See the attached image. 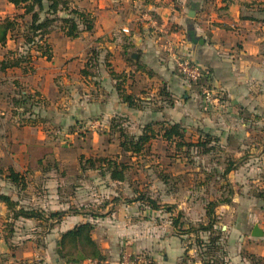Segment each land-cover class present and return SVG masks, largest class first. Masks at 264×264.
I'll return each instance as SVG.
<instances>
[{"label":"rangeland","instance_id":"rangeland-1","mask_svg":"<svg viewBox=\"0 0 264 264\" xmlns=\"http://www.w3.org/2000/svg\"><path fill=\"white\" fill-rule=\"evenodd\" d=\"M95 2L96 0L69 1L72 9L86 12L90 11L88 7ZM2 3L0 0V4ZM90 12L94 15L93 11ZM19 13L20 9L15 14ZM59 15L66 17L68 11H61ZM22 47L26 49L27 46L20 37L16 42L0 48V61L9 50L21 51ZM36 65L40 64L37 62ZM84 75L82 72L72 76V84L69 85L71 90L67 89V85L60 88L58 93L53 89L49 90V82L39 76L34 79L33 75L30 81L17 86L13 81L19 73L11 71L7 75L0 74V169L3 171L0 173L1 194L11 196L21 206L45 209L47 213L64 210L88 213V217L79 215L71 218L69 225L83 221L94 223V234L97 235L101 250L103 247L106 251L107 254L104 255L109 262L119 259L126 251H146L150 254L152 245L160 236L172 233L170 214L165 209L149 212V206L135 200L140 193L155 198L161 205H177L185 213L184 221L188 225L206 223V203L225 198L229 194V186L221 177L225 165L218 162H223L226 154L237 158L249 155L246 163L228 177L230 187L235 192L234 198L238 199L237 204L223 205L217 210L220 217L218 229L226 227L223 229L225 234L221 246L227 253L231 252L237 247L238 241L242 242L250 236V227L256 223L264 226V216L258 214L264 210V201L255 202L251 199L255 198L257 192L264 191L262 108L250 114L231 107L218 96L206 102L200 88L196 89L197 97L189 94L183 99V95L179 93L173 98L174 105L171 106L168 98L161 94L163 85L160 81L140 79L137 84V89L143 91L140 93V101L142 99V105L150 109L143 112L141 119L125 123L129 132L139 134L141 126L152 119L180 122L189 131L197 132L196 129L201 128L220 136L221 145L225 146L223 149L227 153L203 156L193 151L190 157L175 161L177 158L174 157V150L166 152L163 145L155 142L153 152L131 157L119 154L117 134L110 135L107 132L106 126L109 123L100 122L99 118L88 114V82L83 79ZM74 81L76 82L73 83ZM44 91L46 94H42ZM20 92L23 93L22 96L29 97L26 106L31 112L17 106V99L24 100ZM255 113L261 115V121L254 119ZM30 116L37 126L24 125L23 121ZM98 157L117 158L118 161L128 163L130 169L127 179L117 182L108 175H102L100 170L85 169L88 167V158ZM9 167L25 176V187L16 186L7 179ZM162 174L168 175V184L163 183L160 178ZM208 174L211 175L210 181L202 185L204 183L201 182H204ZM244 203L251 207L253 213L258 214L246 219L250 222L249 225L242 217V207H237ZM92 213H97L98 217H92ZM63 221H68V218L65 217ZM112 227H117L113 232L114 247L108 242V231ZM60 233V227L55 226L53 231H48L47 227L35 220H14L6 206L0 202V264H8L13 253L32 259L35 253L41 257L44 252L52 260ZM207 235L202 233L200 238L206 239ZM23 240V245H18ZM126 241L128 244L124 246ZM184 241L185 262L194 264L198 260L201 264H212L205 245L200 248L197 246L196 233L186 235ZM105 243L107 246H103ZM243 250L245 248L241 251ZM201 251L206 255L205 260ZM248 254L250 252L247 250ZM221 256L223 259L219 258V263H227L228 255ZM150 260L152 262L151 256L149 263Z\"/></svg>","mask_w":264,"mask_h":264},{"label":"crops","instance_id":"crops-1","mask_svg":"<svg viewBox=\"0 0 264 264\" xmlns=\"http://www.w3.org/2000/svg\"><path fill=\"white\" fill-rule=\"evenodd\" d=\"M2 1L0 21L6 17L3 14L13 16L18 12V9L7 0ZM119 5L122 7L117 8ZM20 10L22 13L23 9ZM88 10L93 11L96 17L92 31H84L78 38L71 39L59 28H54L48 36L53 52L51 60L33 49L31 53L36 58L33 72L24 73L22 68H13L5 72L0 70V74L7 75L11 71L19 73V76L14 77V85L16 82L21 85L30 81L33 75L34 79H38L39 76L40 79L49 82V90L53 89L60 93V88L67 85V89L71 90L69 85L72 84V76L83 72L85 74L83 79L88 82V97L86 95L88 114L99 118L100 122H108L106 126L108 133L113 118L124 116L134 121L137 118L141 119L143 112L150 109L144 104L141 109H135L122 102L115 88L116 80L111 75L112 71L126 75L127 91L134 93L139 100L143 91L137 89V84L140 79H147L161 82L163 85L161 94L168 98L171 106L174 105L173 98L179 93L183 95V99L189 94L197 97V88L202 90V87H209L213 92L212 99L218 96L217 98L226 101L235 109L240 108L241 111L250 114L261 108L264 110V0H96ZM191 10L195 11L194 17L189 15ZM26 19L28 20L29 16ZM11 42L16 41L9 39L7 45ZM170 43L177 45L181 53L188 55L204 69L203 79L198 84L189 83L178 73L167 50ZM133 54H137V58H132ZM37 62L43 68L36 65ZM42 94H46L45 91ZM62 103H65V100H62ZM255 114L254 119L261 121V115ZM158 121L181 124L167 120ZM25 126L35 127L37 124ZM182 126L187 129V137L197 139L201 132L220 137L201 128H197V132H192L186 126ZM222 153H227L226 149H223ZM230 156L241 160L234 171L245 164L249 157L243 155L237 158L231 154ZM228 182L230 185L229 178ZM258 193L264 191L257 192L255 198L251 199L263 202L264 198L258 197ZM234 195L235 192L232 203L226 206L237 204L238 199L234 198ZM239 206L242 207L240 211L244 222L249 225L250 222L246 219L257 213H253L246 203L237 205ZM150 209L149 212L159 211ZM180 210L183 211L177 206V211ZM63 214L62 220L55 225L60 227L61 231L56 241L61 238L62 233L78 224L70 226L71 218L79 215L84 217L83 214H74L66 210ZM258 214L264 216V210ZM65 217L68 221H63ZM255 225L264 230L260 223L250 227V236L244 238L242 242L238 241L237 247L231 252L228 251L227 264H254V260L248 256L252 254L256 255V261L264 264V237L255 238L251 235ZM170 227L172 233L168 236L159 235L151 247L150 254L139 251L144 252L148 258L152 257V262L150 260L148 264H188L183 257L186 252L185 241L174 235L172 224ZM116 229L117 227H112L108 231L110 240L108 242L112 247L115 238L113 232ZM93 237L97 241L94 232ZM23 242L24 240L18 245H23ZM126 244L127 241L124 242V246ZM242 248L245 250L241 251ZM6 250L9 251L8 247ZM247 250L250 252L248 255ZM102 251L107 254L103 247ZM14 254L8 264H65L56 253L52 260L44 252V256L41 257L35 253L32 259ZM194 264H201V261L196 260Z\"/></svg>","mask_w":264,"mask_h":264},{"label":"trees","instance_id":"trees-1","mask_svg":"<svg viewBox=\"0 0 264 264\" xmlns=\"http://www.w3.org/2000/svg\"><path fill=\"white\" fill-rule=\"evenodd\" d=\"M7 1L17 9H23V12L14 16H8L0 21V48L6 47L9 39L17 41L22 37L27 49L23 51L9 50L7 55L0 61V70L4 72L13 68H22L24 73L33 72V63L36 59L31 53L33 49L39 52L41 56H45L48 60H51L53 52L48 42V36L54 28H59L64 32L65 36L74 39L78 38L84 31H92L95 26V15L90 11L86 12L77 8L72 9L69 3L70 0ZM61 11H68V16L61 17L59 15ZM27 16H29L28 20L26 19ZM111 75L116 80L115 88L122 102L131 108L141 109V101L134 93L128 92L126 89V75L114 71L111 72ZM16 83L17 86H20L18 82ZM20 95L24 100L17 99V106L24 107L27 112H31L30 108L26 106L29 97L22 96V92H20ZM31 105L34 106L33 103ZM128 121L126 117L120 116L113 118L110 122L109 134H117L119 154H126L132 157L153 152L155 142L163 145L166 152L167 150L168 152L174 150L176 154L174 157L177 158L175 161H178V158L184 160L187 156L190 157L193 151H197V153L203 156L215 155L216 153L221 154L223 152L220 137L213 136L210 133L201 132L199 138L194 139L193 137H187V129L179 123L151 120L144 123L140 128V133L135 135L126 129L125 123ZM23 122L25 125L32 126L37 124L31 116ZM87 161L88 167H85V169L100 170L102 175H108L111 180L117 182H124L127 179L130 165L126 162L109 157L88 158ZM240 161L226 154L224 161L218 162V164L225 165L221 177L223 182H226L227 186H229V194L225 198L210 200L206 203L205 210L208 219L206 223H199L197 225L189 223L188 225L184 221L185 215L183 211H177L176 205H161L155 198L144 193H140L135 200L140 201L153 210L165 209L166 212L171 214L170 220L174 229V235L184 240L186 235L196 233L197 246L200 248L205 245L206 252L210 256V259H212V264H221L218 259H223L221 255H228V253L221 246V240L225 231L217 227L220 217L216 211L219 206L232 203L234 191L229 185L228 175L237 168ZM97 163H100V165L98 166ZM2 172L0 169V173ZM7 174V179L14 185L25 187L26 178L22 173L9 167ZM160 178L163 180V183L168 184V175L162 174ZM210 179L211 175L208 174L204 182H201L204 183L202 185L208 183ZM257 196L264 198V193H258ZM0 202L6 206L14 220H35L43 224L45 228L47 227L48 231H51L62 220L64 215L63 211L47 213L43 209L21 206L18 201H15L7 194L0 193ZM73 212L74 214H83L84 217H88V213L84 214L76 210ZM91 216L98 217L97 213H92ZM94 229L95 224L91 221H86L62 233L55 247V253L59 259L66 264H82L88 260H98L99 262L106 263V256L93 237ZM202 233L208 234L206 239L200 238V234ZM201 255L203 260H205L206 255L202 251ZM249 258L254 260V264H260L256 261L254 255H249Z\"/></svg>","mask_w":264,"mask_h":264},{"label":"built area","instance_id":"built-area-1","mask_svg":"<svg viewBox=\"0 0 264 264\" xmlns=\"http://www.w3.org/2000/svg\"><path fill=\"white\" fill-rule=\"evenodd\" d=\"M177 70L191 84H198L204 76V69L193 61L188 55L181 53L177 47L170 43L167 47ZM202 95L206 102L212 100L213 93L210 89L202 87ZM149 258L144 252L126 251L113 263H102L98 260H88L82 264H148Z\"/></svg>","mask_w":264,"mask_h":264},{"label":"water","instance_id":"water-1","mask_svg":"<svg viewBox=\"0 0 264 264\" xmlns=\"http://www.w3.org/2000/svg\"><path fill=\"white\" fill-rule=\"evenodd\" d=\"M189 15H190V17H194L195 11L191 10ZM132 58H137V54H133ZM223 229H226V227H223ZM251 235H252V237H255V238L264 237V230L261 229L259 227V225H255L253 230H252Z\"/></svg>","mask_w":264,"mask_h":264}]
</instances>
